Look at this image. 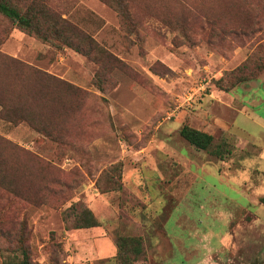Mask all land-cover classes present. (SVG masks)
Returning <instances> with one entry per match:
<instances>
[{
    "label": "rangeland",
    "instance_id": "obj_1",
    "mask_svg": "<svg viewBox=\"0 0 264 264\" xmlns=\"http://www.w3.org/2000/svg\"><path fill=\"white\" fill-rule=\"evenodd\" d=\"M10 1L61 15L112 57L0 17V109L21 88L42 113V130L0 116V264L24 249L33 264H115L122 237H141L133 264H264V0H121L125 23L115 0ZM232 72L246 79L220 89ZM184 124L212 147L190 145ZM73 207L98 225L73 228Z\"/></svg>",
    "mask_w": 264,
    "mask_h": 264
},
{
    "label": "trees",
    "instance_id": "obj_2",
    "mask_svg": "<svg viewBox=\"0 0 264 264\" xmlns=\"http://www.w3.org/2000/svg\"><path fill=\"white\" fill-rule=\"evenodd\" d=\"M119 9H117L118 14L125 23L129 15L127 9L121 6V0H115ZM33 3V2H32ZM0 17L6 19L12 23L18 29L26 32L29 35H34L35 37L47 42L56 48H70L78 53L87 56L90 59H94L100 64H104V60L107 57H112L104 48L100 47L98 43L90 35L83 32L81 29L72 24L69 20L62 17L61 15H56L49 12L44 6L36 7L33 4H28L24 7H20L10 0H0ZM5 37V35H4ZM3 37V38H4ZM5 60L10 62L11 65L19 67L20 69H25L29 71L34 77L35 82L42 84V79L48 78V75L32 67L26 66L22 62L12 57H5ZM245 64L238 67L240 69L237 72H242ZM235 73V72H234ZM233 72L231 74H234ZM97 84L101 87V77L96 76ZM246 79L245 75L240 73L237 75H232L228 78L226 84H222L221 80L217 81V86L225 91H228L231 87L235 86L237 82ZM4 92L2 85L0 83V94ZM18 93L23 95L25 101L18 105L21 115L18 114V108L9 104L7 101L1 103L0 116L8 121L16 122L19 120H25L30 123L33 127H38L42 130V122L37 123L39 118H42V113L33 112L28 110V106L25 102L29 99L26 91L18 89ZM2 95H4L2 93ZM42 120V119H41ZM49 135L50 132L48 131ZM179 134L184 138L190 145L196 149L209 150L212 147L213 135L191 127L189 125H182L179 129ZM58 142L63 143L59 138ZM214 154L223 157L225 153H229L223 145L217 146ZM259 202L264 204V196L259 197ZM72 214L74 218L72 219L73 228H88L98 225V221L92 211L83 207L77 209L72 208ZM70 214L65 210L63 212L64 223L69 220ZM143 252L141 237H122L116 242V254L114 256L115 264H133L140 254ZM3 264H33L24 249L22 251V257L19 259H11L4 261Z\"/></svg>",
    "mask_w": 264,
    "mask_h": 264
},
{
    "label": "crops",
    "instance_id": "obj_3",
    "mask_svg": "<svg viewBox=\"0 0 264 264\" xmlns=\"http://www.w3.org/2000/svg\"><path fill=\"white\" fill-rule=\"evenodd\" d=\"M183 163L185 164V163H186V161H184ZM198 166H199V165H198ZM114 252H115V249L112 251V253H114ZM112 253H111V254H112Z\"/></svg>",
    "mask_w": 264,
    "mask_h": 264
}]
</instances>
